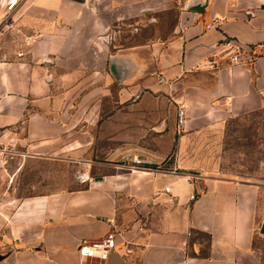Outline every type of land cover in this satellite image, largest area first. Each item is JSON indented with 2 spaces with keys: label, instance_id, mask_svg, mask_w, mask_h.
<instances>
[{
  "label": "crops",
  "instance_id": "obj_1",
  "mask_svg": "<svg viewBox=\"0 0 264 264\" xmlns=\"http://www.w3.org/2000/svg\"><path fill=\"white\" fill-rule=\"evenodd\" d=\"M60 4L22 0L12 11L19 14L12 26L23 49L20 55L19 49L3 51L0 58V148L7 152L0 153V175L21 170L25 153L54 150L69 133L49 77L65 37L54 32V17L65 19L73 9ZM9 25L2 26L1 39ZM226 39L256 56L231 63L219 52ZM155 68L174 106L187 104V133L264 108V0H185L177 37L160 51ZM143 110L153 112L155 132L164 128L161 104H145ZM166 127V147L155 157L174 149L177 159L182 136L171 121ZM254 196V186L242 181L208 178L200 185L186 172L137 168L41 196L2 195L0 201L14 207L12 264H85L93 257L80 256L78 244L104 237L113 227V250L130 264H259L252 250Z\"/></svg>",
  "mask_w": 264,
  "mask_h": 264
},
{
  "label": "rangeland",
  "instance_id": "obj_2",
  "mask_svg": "<svg viewBox=\"0 0 264 264\" xmlns=\"http://www.w3.org/2000/svg\"><path fill=\"white\" fill-rule=\"evenodd\" d=\"M59 1L73 9L65 19L54 17V32L63 31L65 37L60 54L53 55L49 77L69 133L55 143L54 150L25 153L21 170H2L0 188L6 189L0 190V196H41L73 187L84 183L76 179L79 171L88 172L91 179L131 172L114 164L133 155L157 160L163 170L189 173L200 185L208 178L250 183L255 188L252 250L264 264V108L187 133L176 125L177 102L174 106L158 85L156 61L177 37L185 0ZM18 15L4 13L0 3V58L3 51L23 49L12 26ZM5 24L11 31L1 39ZM149 103L161 104L160 119L167 126L171 121L182 136L177 159L174 149L164 158L155 157L166 147L167 127L155 132L153 112L143 110ZM64 140L69 141L63 144ZM10 204L0 201V264H12L10 254L16 246ZM124 246L127 251L126 241ZM85 264L105 261L94 257Z\"/></svg>",
  "mask_w": 264,
  "mask_h": 264
},
{
  "label": "built area",
  "instance_id": "obj_3",
  "mask_svg": "<svg viewBox=\"0 0 264 264\" xmlns=\"http://www.w3.org/2000/svg\"><path fill=\"white\" fill-rule=\"evenodd\" d=\"M22 0H0L3 7L4 13H11L16 9ZM214 22L208 23L207 27H211ZM219 52H223L229 57L231 63L247 62L254 59L256 54H254L250 48H243L239 42L233 39H226L219 46ZM22 54V51H18V55ZM213 63V62H211ZM162 80V78H160ZM187 120V104L185 101H177L176 110V125L178 129H183ZM6 148H0V153L4 154ZM7 153V152H6ZM116 168H125L127 170H135L137 168L153 170L156 172H175L176 168L173 170H163L160 168L159 162L149 157H142L133 155L130 158L122 160L120 163H115ZM76 179L80 182H85L91 179L90 174L85 171H79L76 174ZM115 232L116 229L108 233V235L98 238L96 240L87 241L82 240L78 244V252L80 256L95 257L100 260L106 261L109 257L110 252L115 247Z\"/></svg>",
  "mask_w": 264,
  "mask_h": 264
},
{
  "label": "water",
  "instance_id": "obj_4",
  "mask_svg": "<svg viewBox=\"0 0 264 264\" xmlns=\"http://www.w3.org/2000/svg\"><path fill=\"white\" fill-rule=\"evenodd\" d=\"M105 264H130L119 253L112 250L109 257L106 259Z\"/></svg>",
  "mask_w": 264,
  "mask_h": 264
}]
</instances>
